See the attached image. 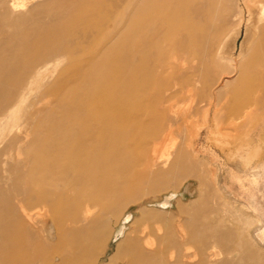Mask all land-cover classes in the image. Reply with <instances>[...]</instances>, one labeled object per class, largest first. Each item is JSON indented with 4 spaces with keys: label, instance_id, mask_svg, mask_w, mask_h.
Returning a JSON list of instances; mask_svg holds the SVG:
<instances>
[{
    "label": "bare ground",
    "instance_id": "1",
    "mask_svg": "<svg viewBox=\"0 0 264 264\" xmlns=\"http://www.w3.org/2000/svg\"><path fill=\"white\" fill-rule=\"evenodd\" d=\"M75 1L82 0H67L50 8L36 6L26 15L12 14L6 7L0 12L2 19L16 21L18 30L28 29L21 35L4 33V37L23 48L52 46L43 56L32 57L31 63L41 67L71 55L78 71L68 77L62 88L60 124L45 129L44 136L34 139L26 151L19 149L15 154L11 146L0 151V264H52L49 259L62 258L57 257L50 243L54 240L65 245L66 257L61 264H86L87 258L97 255L98 260L104 255V248L87 244L92 236L93 240L102 239L101 229H94L97 223L92 212H117L148 185L179 177V171L174 170L177 165L188 171L189 154L182 147L170 170L164 169L172 153L164 154L162 146L173 136L175 127L182 126L179 117L172 114L171 102L191 93L201 97L197 102L199 110H222L223 105L213 102L222 93V89L214 87L220 85L214 81L215 68L231 61L234 70L240 69L230 98L239 103L232 113L246 112L250 120L256 113L251 102L264 101V19L260 16L246 23L239 57L246 53V43L253 45L249 57L236 61L234 52H228L240 33L237 27L217 47L193 61L189 59L191 49L184 48L181 40L172 39L174 32L170 27L176 12H171L169 5H136L134 14L127 12L128 17L119 25L106 29L105 21L97 15L109 14L107 5L84 16L75 13ZM256 2L262 4L264 0ZM12 4L17 11L28 6L25 1ZM136 13L139 18L134 21ZM53 31H60L61 37L52 38L49 34ZM97 40L104 43L103 47L92 46ZM2 63L5 67L0 66V81H13L9 77L13 61L2 58ZM189 86L192 88L187 89ZM9 101L7 91L0 88V129L9 117L10 106L5 109ZM260 110L264 113L263 107ZM255 145L254 149L258 148ZM20 154L25 157L21 159L17 156ZM237 164L241 173L251 170L254 179L262 175L260 169H252L253 159L246 148ZM217 186L243 211L247 221L242 223L240 219L238 224L239 244H224L225 254L232 258L216 264H264V250L248 247L244 234L247 232V237H254L263 245L264 222L256 216L255 208L248 210L239 204L224 181L220 180ZM173 196L174 193L160 203L171 204ZM127 215L117 232L118 236H126L122 251L126 259L122 264H210V250L232 236L205 222L183 235L181 241L171 239L167 246L151 250L139 236L129 235L133 227L128 223L134 215ZM216 221L213 216L211 222ZM200 231L202 237L197 239ZM66 235L68 240L64 241ZM191 244L197 246V254H189Z\"/></svg>",
    "mask_w": 264,
    "mask_h": 264
},
{
    "label": "rangeland",
    "instance_id": "2",
    "mask_svg": "<svg viewBox=\"0 0 264 264\" xmlns=\"http://www.w3.org/2000/svg\"><path fill=\"white\" fill-rule=\"evenodd\" d=\"M23 1L27 2V9L23 11L13 9L12 3ZM66 2L67 0H0V12L6 7L12 14L26 15L36 6L48 5L50 8L54 4L60 5ZM153 2H160L162 6L165 4L166 8L169 5L171 12H176V18L172 20L170 27L174 32L172 39L181 40L184 48L191 49L189 59L193 61H197L200 54H207L211 47H217L225 35L237 27L240 28V33L237 40L231 43V46L229 45V48L233 49L230 51L231 49L228 48V52L230 54L234 52L233 58L236 61L244 60L253 53V45L246 43L244 45L246 53L239 57L243 48L241 43L246 36V23L259 19V16L264 19V2L259 4L256 0H82L72 3H74L75 13L84 16L93 14L103 4L107 5L109 14L97 16L105 21L106 29H112L119 25L120 20L128 17L127 12L129 14L135 12L136 9L133 8L136 5L145 7ZM115 7L117 11L116 15H113ZM132 18L136 21L139 14L136 13V16ZM17 27L16 21L5 20L0 16V60L8 58L10 62L13 61L9 76L13 77V81L6 78L0 81V88L7 91L8 99H10L5 109L10 106L8 111L11 112L6 119V124L0 129V151L11 146L15 154L19 149L26 151L34 139L43 137L45 129L60 124L62 88L69 76H75L78 73L71 55L61 56L41 67L31 63L32 57L43 56L52 49V46L23 48L20 44L11 41L9 37H4V33L13 32L21 35L28 31L26 28L18 30ZM219 33L220 36L217 37ZM49 35L58 39L62 33L53 31ZM103 45L104 43L100 40L92 44V46L102 47ZM185 65L188 66V64ZM0 66H4L3 63ZM215 74L214 81L217 80L220 84L218 87L214 86L215 90L220 88L222 93L213 102L223 105L222 110L214 107L208 113L203 108L199 110L197 102L201 100V97L191 93H186L171 102L172 114L179 117L178 120L182 121V126L180 128L176 126L173 136H170L168 142L166 141L168 144L165 142L162 146L164 154L172 153L164 169L170 170L174 158L179 153V148L182 147L189 154L186 167L188 171H184L183 167L177 165L174 170L179 171V177H174L164 184L148 185L140 195L125 201L117 212L107 214L95 209L91 217L94 216L97 223L94 229H101L102 239L93 240L92 236L90 240H87V244L107 251L98 260L97 255L87 258L86 264H122L121 262L125 261L126 257L123 256L122 251L126 246L124 240L126 236L123 235L124 238L118 236L117 232L125 222L123 218L129 216L127 215L129 213L134 215V220L128 223L133 227L128 233L131 237L139 236L147 249L153 250L167 246L171 239L181 241L183 235H188L195 226L206 222L218 232L232 235L230 238L226 237L221 246H216L218 251L216 248L210 250V264L232 258L231 255L225 254L224 244L230 243L236 246L239 244L238 224L240 219L243 223L247 221V218L243 211L217 186L220 180L224 181L241 206L248 210L255 208L256 216L264 222V113L260 110L261 107L264 108V101L251 102L252 109L256 108L254 109L256 113L250 120L246 112L232 113V109L239 103L230 98L240 76V69L234 70L233 62L229 61L225 62L221 68H215ZM189 88L192 86L187 89ZM192 138H195V141H191ZM174 144L176 148L173 147ZM254 145L258 148L254 149ZM245 148L249 152V157L253 159L252 169L262 171L259 179L252 177L251 170L246 174L238 169V158L244 153ZM17 156L25 157L24 154ZM240 177L243 178L242 182L239 181ZM172 193L175 196L171 198V204L160 203ZM66 212H69V209ZM213 216L217 217L216 222H211ZM244 234L248 247L261 252L264 250V244L258 243L254 237H247V232ZM255 234L256 231L252 233V235ZM197 235V239L201 238L202 232H198ZM66 239L67 235L64 241ZM50 243L55 248L57 257L62 255V258L49 259L48 257V259L52 264H61L66 257L65 245L59 244L56 240ZM188 248L190 255L197 254L196 245L191 244ZM215 253L216 255H213ZM217 253L222 257H217Z\"/></svg>",
    "mask_w": 264,
    "mask_h": 264
}]
</instances>
